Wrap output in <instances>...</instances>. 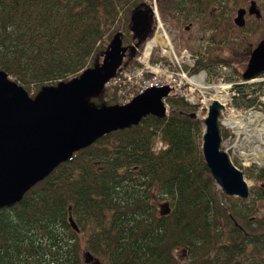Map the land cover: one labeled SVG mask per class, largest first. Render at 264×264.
Listing matches in <instances>:
<instances>
[{"label": "trees", "instance_id": "trees-1", "mask_svg": "<svg viewBox=\"0 0 264 264\" xmlns=\"http://www.w3.org/2000/svg\"><path fill=\"white\" fill-rule=\"evenodd\" d=\"M216 1L226 0H159V8L162 18L179 22L178 13L182 20L191 12L203 17ZM143 2L0 0V68L28 92L68 81L95 65L107 33L125 31L123 42L135 44L131 14ZM224 13L209 22L214 33L227 20ZM251 30L252 24L243 31ZM223 66L231 69L226 81L234 83L235 104L264 109L255 94L264 91V82L238 83L244 80L241 65L208 54L193 70L219 74ZM112 89L92 101L107 104L103 99ZM168 103L167 116L148 115L137 126L104 135L18 204L0 208V264H88L82 235L90 254L106 264H264V168L244 170L263 183L248 199L226 196L203 157L204 119L191 116L197 107L177 96ZM229 133L222 127L224 137ZM162 200L171 202L159 205ZM181 247L186 262L176 255Z\"/></svg>", "mask_w": 264, "mask_h": 264}, {"label": "water", "instance_id": "water-1", "mask_svg": "<svg viewBox=\"0 0 264 264\" xmlns=\"http://www.w3.org/2000/svg\"><path fill=\"white\" fill-rule=\"evenodd\" d=\"M152 5L143 2L132 10L133 46L124 45L123 32L118 31L102 63L83 69L68 81L42 85L34 96L0 68V208L18 204L38 182L104 135L137 126L148 115H168L165 100L171 88L166 85L149 87L125 104L98 105L92 101L117 76L128 51L130 56L135 55L137 47L153 35L157 6ZM247 12L262 16L257 1L252 0L248 8L237 10L233 22L238 27L245 26ZM247 62L242 75L245 81L264 73V39ZM208 105L201 145L204 160L226 195L248 199L251 189L244 171L234 165L221 145L224 105L217 99ZM191 116L198 117L197 112ZM69 221L76 231L80 230L72 215Z\"/></svg>", "mask_w": 264, "mask_h": 264}, {"label": "rangeland", "instance_id": "rangeland-1", "mask_svg": "<svg viewBox=\"0 0 264 264\" xmlns=\"http://www.w3.org/2000/svg\"><path fill=\"white\" fill-rule=\"evenodd\" d=\"M251 1L252 0H237V1L226 0L225 2L228 3L230 2L229 4L231 5L230 9L227 12L230 13V16L228 17L231 18L229 22H231L234 27L231 24L228 27L227 25L228 23L226 22L227 20L224 19V21L220 22L218 26V32L214 33L215 29L209 27V22L215 23L217 20V15L212 7L207 12H204L205 15L202 14L203 17H199L198 15L191 12L187 20L184 19L182 20L181 15L178 13L177 16L180 17V21L178 22L174 17L171 16H168L166 19L162 18L159 8V0H146V2L150 6L154 3L157 6V11H156L157 16L159 17L164 29L168 33V39L171 41V45L175 49V53H176V54L174 53L173 55H167V53L164 51V46L157 47L153 50L152 55L150 57L151 62L153 64L159 62L163 66L162 73L158 74L156 77L166 78L167 75H171V74L176 76L178 73H181L183 70L184 71L191 70V72L193 73L194 72L193 65H195V63L197 62L198 57L208 54L216 58L217 57L224 58L225 60L229 59L232 61V63L236 64L237 66L241 65L244 71V69L248 64L247 61H249L250 59L251 50L259 43L260 40L264 39V0H255L258 3V7L262 11L261 20L256 19L255 16H253V18L250 19L249 17L247 18L249 19L248 20L249 23L251 21L253 30L251 31L240 30V28L236 26L235 23L233 22L234 18L237 15L236 10H238V8L242 6L248 7ZM185 21H187V23H184ZM152 26L154 28L153 35L149 37L145 41V43L143 44L141 43L142 46L137 47L135 55L130 56V51H128L126 57H124L125 59L123 65L118 71L117 76L114 79H112L109 82V84L106 86V88L112 87L113 89L111 90V92H109V95L106 92L103 99L104 103L106 102L107 104H125L131 101V99H133L139 93V87H141V84H143L144 81H148L153 77V74H148V73H145L142 77L137 76L138 75L137 70L143 68V64L140 62L139 57H141L144 54V51L147 48V42L152 40L157 32H159V34L162 33V31H156L157 28L159 27L158 19L153 21ZM117 32L118 31H116L115 33ZM122 32L125 35V31ZM130 33L133 35L131 30ZM114 35L111 36V32H109L105 35V37H103V43L99 48L100 52L97 53L96 57L94 58L95 59L94 64L102 63L104 58V52L112 42L113 39L112 37H114ZM212 35H214V39L211 38ZM230 39H232L233 41H230ZM124 45H128V44L124 43ZM189 56L190 57L195 56V60L190 62ZM134 62H136L135 65ZM131 64H133L134 67ZM90 66L93 67V64L92 65L90 64ZM222 69L223 71L222 72L219 71V74H216L218 70L216 71L205 70L207 71L208 81L210 84L225 85L231 83L230 81H226V77L231 75V73H229L231 69L227 66H223ZM247 82L248 84L264 82V73H262L260 76H257L256 78L246 81V83ZM116 86L118 87L117 91L114 89ZM41 88L42 87L36 90V87L34 86L32 87L29 93L32 96H34L35 94H37V92H39ZM114 90L116 91V96H117L116 102H112L111 94H113ZM261 91L262 90L258 89L255 94H260L264 96L263 94L264 91L263 92ZM214 94L215 91L212 89L204 91V93H201L198 90L195 91L196 96L203 98L205 101H209L210 103L215 98ZM173 96L175 97L174 94H170L165 100L167 103L166 107L168 108V113L170 112V107H169L170 104L168 103V98ZM262 96L260 97V100L264 101L262 99ZM177 97H181V96H177ZM196 107H197L198 117L204 119V117L207 115L208 107L203 109H201L199 106ZM257 108L264 110L262 109L261 106ZM223 128L227 130L225 127ZM228 136L224 138L226 139L228 138ZM255 166L260 168L262 167L261 165H255ZM245 178L247 179L248 185L252 192L254 189H257L258 186H261L263 184L262 182L258 183L254 179H249L246 176ZM226 196L232 197L233 200L241 199L235 196H229V195ZM166 201L171 202V200H162L159 203V205ZM261 205L264 206L263 203ZM81 241H82L81 244L83 246V257L84 259H86L88 264H106V262L101 260V258H96L90 254L85 244L86 237L84 235H82ZM184 248L181 247L176 249L177 250L176 255L178 256L179 260H181L182 262L184 261L186 262L188 258L187 251Z\"/></svg>", "mask_w": 264, "mask_h": 264}, {"label": "built area", "instance_id": "built-area-1", "mask_svg": "<svg viewBox=\"0 0 264 264\" xmlns=\"http://www.w3.org/2000/svg\"><path fill=\"white\" fill-rule=\"evenodd\" d=\"M158 22L159 27L156 31H162V33L160 34L168 38V33L164 29L159 18ZM157 47L162 46L157 43L153 46L152 51L148 55L144 51V54L139 57L140 62L143 64V68L137 70V76L142 77L145 73L153 74V77L150 80L144 81V83L141 84V87H139V93L145 91L149 87H159L167 85L171 87L170 94L181 96L191 105L199 106L201 109L209 107V101H205L203 98L195 95L196 90L200 91L201 93L210 90L205 88L206 84H210L208 81V74H206L207 72L202 70L192 73L191 70H183L176 76L171 74L167 75L166 78L156 77L159 73L153 70L154 67H163L159 62L153 64L150 59L153 50ZM173 51L175 53L174 48ZM194 60L195 56H189L190 62ZM201 72H203L204 74L200 77H197V74ZM223 86H225V89L227 90L228 98L224 102L220 100L221 104L224 105V109L222 110L220 116V125L230 131L228 138H223V143L221 144L223 149L229 153L232 162L242 170H246L255 165H261L262 167H264V162L260 161L262 158H264V154H262L261 157H259V154H257L259 153V150L264 152V143L261 139H259L260 141H258V139L255 137L256 131L249 124V122H254V117L252 116L253 112H264V110L258 109L257 107L246 108L236 105L234 102L236 92L233 88V83L231 82ZM261 96L262 95H260V97ZM262 99L264 100V96H262ZM257 145H259L258 150L255 149Z\"/></svg>", "mask_w": 264, "mask_h": 264}, {"label": "bare ground", "instance_id": "bare-ground-1", "mask_svg": "<svg viewBox=\"0 0 264 264\" xmlns=\"http://www.w3.org/2000/svg\"><path fill=\"white\" fill-rule=\"evenodd\" d=\"M154 36L155 37L148 42L147 48L145 50V53L147 55L152 51L153 46L156 45L157 43L160 44V46H162V47L164 46V51L167 53V55H173L174 54L173 47H172L169 39L166 36L159 34V32H157L156 35H154ZM254 48H256V46ZM254 48L251 50V52L254 50ZM251 52H250V54H251ZM153 70L158 72L159 74L162 73V67L157 66V67H154ZM202 70H204V69H202ZM202 70H200V71H202ZM198 71H194V72H198ZM205 72H207V71H205ZM203 74L204 73L201 72V73L197 74V77H200ZM238 83H246V81H240ZM205 88L214 90L215 91L214 97H215V99H217L219 101L221 100L222 102H224L228 98L227 90L225 89V86H223V85L217 86V85H213V84H209V85L206 84ZM235 92H236V90H235ZM234 102H235V100H234ZM247 114H251V113H247ZM252 116L254 117V122H249V124L256 131L255 137L258 139V141H260L259 139H261L262 142L264 143V112L263 111L253 112ZM258 148H259V145H257V147L255 149L258 150ZM257 154H259V157H261V155L264 154V152L259 150V153H257ZM260 161L264 162V158H262Z\"/></svg>", "mask_w": 264, "mask_h": 264}, {"label": "flooded vegetation", "instance_id": "flooded-vegetation-1", "mask_svg": "<svg viewBox=\"0 0 264 264\" xmlns=\"http://www.w3.org/2000/svg\"><path fill=\"white\" fill-rule=\"evenodd\" d=\"M230 3V2H229ZM228 2H225V1H223V2H219V1H216V4L215 5H213L212 6V8H213V10H214V12L216 13V15H219V13H222V12H225L224 14L225 15H227V17L228 16H230V13H228L227 11L230 9V7H231V5L229 4ZM242 7H245V8H248L247 6H242ZM241 8V7H240ZM239 9V8H238ZM261 10V9H260ZM237 11V10H236ZM261 13H262V11H261ZM253 16H255V15H250L248 12L246 13V15H245V21H246V24H245V26L243 27V28H240V30H245L247 27H248V25L250 26V24H251V21H250V23H249V19L250 18H253ZM249 17V19H247ZM256 17V16H255ZM262 17V16H261ZM261 17L260 18H258V17H256V19H260L261 20ZM230 19L231 18H227V21L229 20L230 21ZM235 19V18H234ZM230 24H231V22H229ZM235 23V22H234ZM236 25V24H235ZM188 28H189V26H188Z\"/></svg>", "mask_w": 264, "mask_h": 264}]
</instances>
